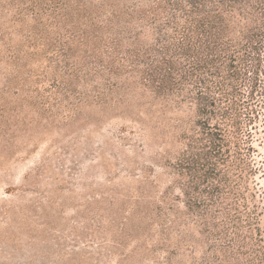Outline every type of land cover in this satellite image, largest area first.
I'll return each instance as SVG.
<instances>
[{
    "label": "rangeland",
    "instance_id": "374dc122",
    "mask_svg": "<svg viewBox=\"0 0 264 264\" xmlns=\"http://www.w3.org/2000/svg\"><path fill=\"white\" fill-rule=\"evenodd\" d=\"M55 2L0 0V264L202 263L195 230L170 242L161 225L172 203L185 210L171 166L183 149L176 126L196 118L125 92L104 103L83 85L80 96L55 89L63 64L51 48L69 37ZM262 100L246 132L249 207L264 231Z\"/></svg>",
    "mask_w": 264,
    "mask_h": 264
},
{
    "label": "trees",
    "instance_id": "16d2710c",
    "mask_svg": "<svg viewBox=\"0 0 264 264\" xmlns=\"http://www.w3.org/2000/svg\"><path fill=\"white\" fill-rule=\"evenodd\" d=\"M63 9L69 37L51 48L63 64L55 89L80 96L83 85L104 103L125 92L164 115L187 109L196 118L176 126L174 202L185 210L170 205L165 239L195 230L201 240L190 247L207 250L194 264H264L246 132L264 97V0H57L54 16Z\"/></svg>",
    "mask_w": 264,
    "mask_h": 264
}]
</instances>
